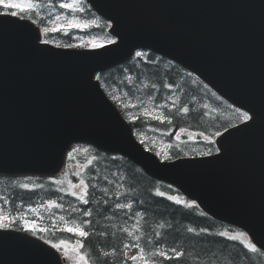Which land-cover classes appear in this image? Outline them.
I'll return each mask as SVG.
<instances>
[{
	"label": "water",
	"instance_id": "1",
	"mask_svg": "<svg viewBox=\"0 0 264 264\" xmlns=\"http://www.w3.org/2000/svg\"><path fill=\"white\" fill-rule=\"evenodd\" d=\"M86 2L111 23L116 44L57 48L41 44L29 20L0 16V175L56 176L74 144H89L176 188L264 252V0ZM139 50L175 62L223 100L253 110L254 121L220 134L222 153L161 161L136 140L95 79ZM2 231L10 235L0 242V264H66L44 241Z\"/></svg>",
	"mask_w": 264,
	"mask_h": 264
},
{
	"label": "trees",
	"instance_id": "2",
	"mask_svg": "<svg viewBox=\"0 0 264 264\" xmlns=\"http://www.w3.org/2000/svg\"><path fill=\"white\" fill-rule=\"evenodd\" d=\"M30 1L31 10L19 17L49 29L43 38L57 47L82 44L73 49H91L92 42L102 45L110 39L109 24L83 0L72 9L57 2ZM63 12L80 27L52 28L48 21ZM97 77L141 144L167 161L205 156L209 150L214 154L216 137L242 123L243 111L152 52H141ZM0 213L11 221L10 230L59 245L54 248L64 259L70 257L65 259L68 264H145V259L151 264L153 252L174 256L171 249L183 255L172 260L156 257V264H264V253L253 251L242 231L208 217L195 202L149 178L128 160L88 145L72 147L57 177L0 176ZM133 247L141 260L129 258Z\"/></svg>",
	"mask_w": 264,
	"mask_h": 264
},
{
	"label": "snow or ice",
	"instance_id": "3",
	"mask_svg": "<svg viewBox=\"0 0 264 264\" xmlns=\"http://www.w3.org/2000/svg\"><path fill=\"white\" fill-rule=\"evenodd\" d=\"M0 7H2L4 9L3 12H0V16H13V17H18V16H21L24 12L26 11H30L31 10V4L25 6V5H22L21 3H17L16 0H0ZM61 7H64V8H68V9H72L73 8V5L72 4H63L61 5ZM68 28H74V27H80V25L78 24H74L73 22H69L68 25H67ZM59 29H52V31H57ZM45 33H47L49 31V29L45 28L43 30ZM117 36H119V33H116ZM37 39H39V37H37ZM42 43L44 44H47L48 41L47 40H43L41 41ZM108 43L109 44H116V40H113V39H109L108 40ZM59 46V45H58ZM93 49L95 48H99L101 47L102 45L100 44H97L95 42H92L91 45H90ZM64 47L66 48H74V47H83V45H74V44H67L65 45ZM135 55L137 57H140L141 56V52L137 51L135 53ZM97 79H99V77H97ZM185 111H187V109H185ZM237 111L239 112V109H237ZM250 113V114H249ZM254 117H255V112L251 109H248L247 111L241 113V120L242 122L244 123V125H249L250 122H253L254 121ZM219 134V133H217ZM73 151H75V149H73ZM217 153H222V149L221 148H217L216 149ZM211 150H209V152L205 153V155H211ZM69 156H71V153H69ZM81 184H83V181H81ZM24 187H27L26 185ZM85 203H87V201L85 200L84 201ZM117 208H120L122 207L121 205H116ZM85 216H88L90 215L89 212H85L84 213ZM5 221H8V222H5ZM10 223L11 221L8 220V217H0V229H3V230H7L9 229V226H10ZM25 230H29V229H25ZM69 232H76L79 236L81 237H84L87 235V233L83 230H80V229H73V228H68L67 229ZM31 231H35V226L32 227ZM191 231V230H189ZM10 235L9 232L7 231H2L0 232V242H2L6 236ZM18 239H23V237H18ZM53 247H59V245H52ZM130 245L128 244H125L124 247L125 248H128ZM256 249L253 248V251H255ZM143 251V250H141ZM171 251L174 253V256H170L168 255L166 252H159V251H156V252H153L151 254V264H156V257H160L162 258V260H172V259H179L183 253L175 250V249H171ZM65 259H70V257H68L67 255L65 256ZM125 259H127V257H125ZM138 259V257L136 255H133L131 257V260L132 261H136ZM80 260H85V258L83 256L80 257ZM85 264H87V262L85 261ZM145 264H149V260L148 259H145Z\"/></svg>",
	"mask_w": 264,
	"mask_h": 264
},
{
	"label": "rangeland",
	"instance_id": "4",
	"mask_svg": "<svg viewBox=\"0 0 264 264\" xmlns=\"http://www.w3.org/2000/svg\"><path fill=\"white\" fill-rule=\"evenodd\" d=\"M17 3H21L22 5H29L31 3H28L27 1L24 0H16ZM72 4L73 7H77L79 4L77 0H71L68 2H62V4ZM51 23L53 27H56L58 25H68L69 21L67 20V17L65 16L64 12L61 15H54L52 19L48 22ZM105 44H109L108 42H104ZM1 214V213H0Z\"/></svg>",
	"mask_w": 264,
	"mask_h": 264
},
{
	"label": "bare ground",
	"instance_id": "5",
	"mask_svg": "<svg viewBox=\"0 0 264 264\" xmlns=\"http://www.w3.org/2000/svg\"><path fill=\"white\" fill-rule=\"evenodd\" d=\"M100 83V82H99ZM101 85V84H100ZM102 87V86H101ZM103 89V88H102ZM104 90V89H103Z\"/></svg>",
	"mask_w": 264,
	"mask_h": 264
}]
</instances>
